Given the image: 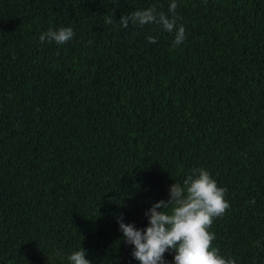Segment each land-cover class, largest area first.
<instances>
[{"label": "trees", "instance_id": "16d2710c", "mask_svg": "<svg viewBox=\"0 0 264 264\" xmlns=\"http://www.w3.org/2000/svg\"><path fill=\"white\" fill-rule=\"evenodd\" d=\"M171 2L0 0V264H69L80 247L119 264L117 218L143 231L199 168L229 203L213 247L264 264V0H176L177 46L118 24ZM62 27L65 44L39 40Z\"/></svg>", "mask_w": 264, "mask_h": 264}, {"label": "clouds", "instance_id": "9594fccd", "mask_svg": "<svg viewBox=\"0 0 264 264\" xmlns=\"http://www.w3.org/2000/svg\"><path fill=\"white\" fill-rule=\"evenodd\" d=\"M177 7L176 0H172L168 8L171 16L158 12L156 6L136 10L123 15L118 24L121 28H127L129 24H156L164 31L175 33L173 46H177L186 38L185 28L177 25ZM104 22L113 24L112 15L105 17ZM73 36L70 27L57 30L50 28L40 35L39 40L63 45ZM148 41L154 44L156 38L149 36ZM225 192L226 189L218 187L208 171L193 169L184 179L183 185L176 182L170 186L167 201L156 202L145 213L148 226L143 231L117 218L122 239L134 245L132 255L140 264H165L164 253L169 249L175 251L174 264H235L234 260L225 259L213 247L215 236L208 231L213 219L223 216L229 208ZM85 256V250L80 247L67 259L69 264H91Z\"/></svg>", "mask_w": 264, "mask_h": 264}, {"label": "water", "instance_id": "95a60500", "mask_svg": "<svg viewBox=\"0 0 264 264\" xmlns=\"http://www.w3.org/2000/svg\"><path fill=\"white\" fill-rule=\"evenodd\" d=\"M129 244H130V243H126V242L123 244V246H122V248H121L120 262H119V264H123V262H124V257H125V252H126V249H127V247H128ZM166 252H169V253H171L173 256H175V253H174L171 249L167 250Z\"/></svg>", "mask_w": 264, "mask_h": 264}]
</instances>
